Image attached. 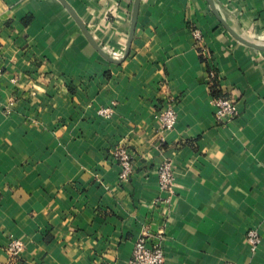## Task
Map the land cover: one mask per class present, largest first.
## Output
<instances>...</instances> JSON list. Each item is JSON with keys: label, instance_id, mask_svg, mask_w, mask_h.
Returning <instances> with one entry per match:
<instances>
[{"label": "crops", "instance_id": "obj_1", "mask_svg": "<svg viewBox=\"0 0 264 264\" xmlns=\"http://www.w3.org/2000/svg\"><path fill=\"white\" fill-rule=\"evenodd\" d=\"M65 1L122 57L133 0ZM213 2L220 19L207 0H140L112 63L58 0H0V264H129L140 236L164 264H264V50L221 22L264 45V0ZM211 86L237 109L225 123ZM119 144L133 152L127 181ZM163 162L173 192L159 188Z\"/></svg>", "mask_w": 264, "mask_h": 264}, {"label": "built area", "instance_id": "obj_2", "mask_svg": "<svg viewBox=\"0 0 264 264\" xmlns=\"http://www.w3.org/2000/svg\"><path fill=\"white\" fill-rule=\"evenodd\" d=\"M105 52L111 57L118 59L121 56L120 51L105 49ZM2 71L0 69V75ZM214 118L218 123H225L237 115V109L231 99L221 95L213 99ZM98 115L109 117L112 113L111 107L98 109ZM155 117L165 130L174 127L177 119L176 99L172 96L166 98L164 105L158 108ZM112 158L119 165L118 179L127 181L132 170L133 152L126 145H116L111 149ZM158 183L161 191L173 192V167L171 162H163L157 169ZM245 239L251 250H255L260 243V237L254 229H248L245 233ZM23 249V243L20 239L10 238L5 245V250L10 256H17ZM164 252L159 243L152 242L148 237L140 236L133 245L129 264H164Z\"/></svg>", "mask_w": 264, "mask_h": 264}, {"label": "water", "instance_id": "obj_3", "mask_svg": "<svg viewBox=\"0 0 264 264\" xmlns=\"http://www.w3.org/2000/svg\"><path fill=\"white\" fill-rule=\"evenodd\" d=\"M58 1L72 15V17L74 18V20L76 21V23L80 27V29H81L82 33L84 34V36L93 45V47L98 51V53L100 55H102V57H104L106 60H108L109 62H112V63H119V62H121L123 60V58L125 57V55L128 52L129 45H130V42H131V39H132V36H133V31H134V26H135L136 18H137V13H138V8H139L140 0H133V7H132V14H131V21H130V29H129V35H128V40H127V46H126L125 52L122 55V57H120L118 59H115V58L111 57L101 47H99L97 45V43L92 38V36L90 35L89 31L87 30V28L83 24V22L80 20V18L78 17V15L75 13V11H73V9L68 5V3L65 0H58ZM207 2L209 3V5H210V7H211V9L213 11V13L220 19L219 15H218V13L216 11V8H215V5H214L213 0H207ZM221 22L226 27V29L229 31V33L237 41L243 43L244 45H247L249 47H252L254 49L264 50V45L259 44V43H255V42H251V41H248V40L244 39L238 33H236L235 31H233L232 29H230L222 20H221Z\"/></svg>", "mask_w": 264, "mask_h": 264}, {"label": "trees", "instance_id": "obj_4", "mask_svg": "<svg viewBox=\"0 0 264 264\" xmlns=\"http://www.w3.org/2000/svg\"><path fill=\"white\" fill-rule=\"evenodd\" d=\"M215 83V82H214ZM212 87V86H211ZM211 92L214 96H217L218 94H216V92L213 90V87L211 88Z\"/></svg>", "mask_w": 264, "mask_h": 264}]
</instances>
